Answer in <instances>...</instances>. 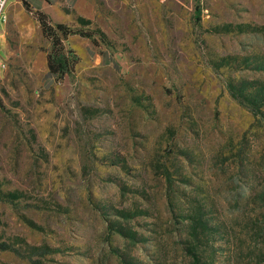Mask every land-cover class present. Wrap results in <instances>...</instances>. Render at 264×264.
Wrapping results in <instances>:
<instances>
[{"label":"rangeland","instance_id":"1","mask_svg":"<svg viewBox=\"0 0 264 264\" xmlns=\"http://www.w3.org/2000/svg\"><path fill=\"white\" fill-rule=\"evenodd\" d=\"M45 1L76 63L47 74L24 4L38 28L2 48L0 264H264V0Z\"/></svg>","mask_w":264,"mask_h":264},{"label":"trees","instance_id":"2","mask_svg":"<svg viewBox=\"0 0 264 264\" xmlns=\"http://www.w3.org/2000/svg\"><path fill=\"white\" fill-rule=\"evenodd\" d=\"M195 12L196 18L198 19L200 12L199 7L195 8ZM35 14L40 24L42 34L51 41V48L46 52L47 74L55 80L60 81L66 74L72 72L74 64L76 63L75 55L64 52L63 40L67 36L79 32L74 31L63 23L52 25L49 22L48 15L39 9H36ZM247 83L249 82L238 83L234 80H229L227 82V90L234 99L247 107L249 111L256 116L260 114V107L257 103V98H254V91H251V87L247 86Z\"/></svg>","mask_w":264,"mask_h":264},{"label":"crops","instance_id":"3","mask_svg":"<svg viewBox=\"0 0 264 264\" xmlns=\"http://www.w3.org/2000/svg\"><path fill=\"white\" fill-rule=\"evenodd\" d=\"M24 4H28L31 8L35 9H43L46 7H54V5L46 2L45 0H23L11 3L7 8V22L0 28V47L1 49L6 44V33L8 28L15 27L20 32V39L24 40L25 32H29V26H33L34 28H38L37 22L33 20L29 13H27L24 9ZM60 11L61 8H60Z\"/></svg>","mask_w":264,"mask_h":264},{"label":"built area","instance_id":"4","mask_svg":"<svg viewBox=\"0 0 264 264\" xmlns=\"http://www.w3.org/2000/svg\"><path fill=\"white\" fill-rule=\"evenodd\" d=\"M21 0H0V28L7 22V8L11 3ZM3 51L0 47V70L6 66V56H3Z\"/></svg>","mask_w":264,"mask_h":264}]
</instances>
